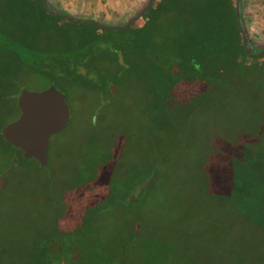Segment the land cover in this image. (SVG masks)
Here are the masks:
<instances>
[{"label":"rangeland","instance_id":"1","mask_svg":"<svg viewBox=\"0 0 264 264\" xmlns=\"http://www.w3.org/2000/svg\"><path fill=\"white\" fill-rule=\"evenodd\" d=\"M145 1L123 18L98 20L125 21ZM244 24L264 46V29ZM79 25L40 10L37 0H0V124L18 115L23 88L54 84L70 112L49 137L46 167L17 160V149L0 139V172L12 171L0 188V264H26L34 239L54 222L74 228L82 214L86 237L106 242L134 224L136 264L154 254L156 264H264V118L254 125L249 100L264 95V56L238 68L243 86L176 77L159 51H147L146 61L127 41L90 47ZM73 50L89 70L64 71L58 59ZM201 85L208 96L192 93ZM145 237L161 247L146 253Z\"/></svg>","mask_w":264,"mask_h":264},{"label":"trees","instance_id":"2","mask_svg":"<svg viewBox=\"0 0 264 264\" xmlns=\"http://www.w3.org/2000/svg\"><path fill=\"white\" fill-rule=\"evenodd\" d=\"M37 2L40 10L49 15L81 24L79 27L81 26L80 28L88 33L90 47L94 40H107L114 47L121 46V42L127 41L131 52L138 49L139 51L135 53H139L142 48L141 52L144 53L146 61H151L147 51H159L158 57L167 61L168 68L176 77L189 76L196 80L203 79V81L210 76L215 80H221L224 77L236 85H242L247 83V77L238 68L249 58L255 57L249 53L250 50L258 51L264 47L250 39V49H247L248 44L243 41V34L236 19L235 0H154L145 13L124 28L105 27L88 19L82 20L54 13L49 10L55 7L51 1L48 0L47 7L41 0ZM57 9L65 11L58 7ZM118 30L124 34L128 33V37H120V40L109 39L107 33ZM82 36L84 35H81L80 40L84 41ZM95 36L97 38H94ZM85 37L87 38L86 35ZM58 60L61 63L63 61V69L66 72L78 71L81 67L85 68V71L89 70L88 63L80 51L73 50L62 54V58ZM128 61L131 62L132 58H128ZM46 72L51 71L47 69ZM259 83L264 85V80ZM198 85L199 83L195 86L198 87ZM204 86L201 85L199 91L193 88L192 93L208 96L210 87L204 88ZM249 90L251 91L247 88V91ZM252 95L249 100L255 99L256 102L254 125H261L260 119L264 118V95L254 93ZM2 125L0 124V139L7 141L1 132ZM7 142L17 149L19 154L17 160L28 159L22 155L20 147ZM33 158L39 163L35 157ZM41 165L46 167V164ZM11 173L10 170L5 183ZM142 186L144 187L145 184ZM48 188L51 189V185ZM90 209L88 207L87 211ZM80 219L82 222L72 226L74 227L72 229L67 223L64 226L58 222L52 223L45 237L43 236L40 240L34 239L33 247L30 246L27 252L29 255L26 256V264H136L135 261L130 262L131 251L140 244L137 243L136 237L139 229L135 230L134 224H130L128 232H122L119 228L115 237L110 236V241L106 242L104 238H98L96 234H92V231H90L91 235L86 237L88 233L85 232L88 228L85 229L83 224L87 222V216L82 214ZM94 225L95 223L88 222L87 227L92 228L95 227ZM156 244L160 246L150 237H145L141 246H145V252L151 254ZM164 244L171 250L172 246L169 243ZM160 252L164 253L163 250ZM156 257L154 254L152 258L147 259L146 264H156Z\"/></svg>","mask_w":264,"mask_h":264},{"label":"water","instance_id":"3","mask_svg":"<svg viewBox=\"0 0 264 264\" xmlns=\"http://www.w3.org/2000/svg\"><path fill=\"white\" fill-rule=\"evenodd\" d=\"M47 7L48 0H41ZM154 0H146L128 19L122 22H104L96 18L77 17L57 7L49 8L54 13L69 15L77 19L91 20L105 27L124 28L147 11ZM235 14L238 26L243 34L244 43L250 49V35L244 25L242 0H235ZM253 56L264 54V47L258 51H249ZM110 88L117 91V85ZM18 115L1 127L3 137L11 144L22 149L24 157H35L40 164H47V145L52 132L61 128L69 119V107L65 95L54 84L41 90L21 89L17 97ZM9 169L0 174V188ZM144 185V184H143Z\"/></svg>","mask_w":264,"mask_h":264},{"label":"crops","instance_id":"4","mask_svg":"<svg viewBox=\"0 0 264 264\" xmlns=\"http://www.w3.org/2000/svg\"><path fill=\"white\" fill-rule=\"evenodd\" d=\"M55 7L77 17L123 18L144 0H49ZM243 18L254 32L264 29V0H242ZM254 28V29H253Z\"/></svg>","mask_w":264,"mask_h":264},{"label":"flooded vegetation","instance_id":"5","mask_svg":"<svg viewBox=\"0 0 264 264\" xmlns=\"http://www.w3.org/2000/svg\"><path fill=\"white\" fill-rule=\"evenodd\" d=\"M9 171H10V170H9ZM9 171L7 172V174L9 173ZM0 173H1V172H0ZM7 174H6V176H5V179H4V182H3V185H4V183H5V180H6ZM3 185H2V187H3Z\"/></svg>","mask_w":264,"mask_h":264}]
</instances>
